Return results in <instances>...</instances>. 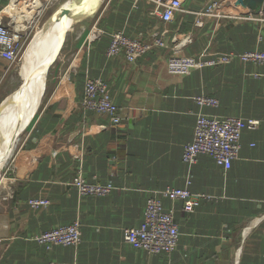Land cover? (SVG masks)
I'll list each match as a JSON object with an SVG mask.
<instances>
[{
  "label": "crops",
  "instance_id": "obj_1",
  "mask_svg": "<svg viewBox=\"0 0 264 264\" xmlns=\"http://www.w3.org/2000/svg\"><path fill=\"white\" fill-rule=\"evenodd\" d=\"M207 1L181 0V10L164 22L152 14L153 0H96L61 34L60 63L53 66L29 120L16 176L3 182L8 186L0 195V264H264L263 223L249 226L264 214V123L243 130L238 158L228 170L204 154L190 166L181 159L200 111L264 119V66L233 62L185 77L166 71L173 46L185 55L207 46L217 52L264 51V24L247 17L264 15V0H243L245 7L217 0L225 16L220 19L199 15ZM10 2L0 0L2 22L11 17ZM93 26L104 34L89 42ZM120 30L146 42L164 38L166 45L153 47L133 64L122 55L108 57V34ZM10 69L0 59V82ZM88 77L107 85L120 107L118 125L106 114L82 108ZM195 97L218 104L201 105ZM79 174L113 189L106 196H83L70 185ZM166 187L214 198L201 201L192 213L178 201L163 199L173 211L179 240L170 254H147L126 244L123 231L141 226L146 199ZM31 198L49 204L31 208ZM74 221L80 223L76 247L33 240Z\"/></svg>",
  "mask_w": 264,
  "mask_h": 264
},
{
  "label": "built area",
  "instance_id": "obj_2",
  "mask_svg": "<svg viewBox=\"0 0 264 264\" xmlns=\"http://www.w3.org/2000/svg\"><path fill=\"white\" fill-rule=\"evenodd\" d=\"M39 1L46 6L50 0H11L13 11H7L11 16L7 22L0 19V59L13 62L20 52V30L16 24L39 17L35 3ZM43 2V3H42ZM48 2V3H47ZM152 14L164 22H170L175 12L181 10V0H153ZM44 4V5H45ZM9 5V6H10ZM18 9V11H17ZM199 15L225 17L222 7L217 0H208ZM238 17L234 15L226 16ZM16 17V22L13 21ZM264 24V15L247 16ZM246 17V18H247ZM201 25L200 21L195 22ZM104 31L93 26L88 34L89 42L97 40ZM166 31H163V37ZM189 42L188 37L184 39ZM164 38L154 36L150 42L141 38H130L124 31H114L108 34L106 55L108 57L122 55L129 63H135L139 58L149 52L153 47L164 48ZM233 62L251 63L264 66V51L245 50L242 52H217L207 46L196 55H185L179 51V46H173L172 53L168 56L165 68L174 76L185 77L194 71L204 68L217 67ZM201 105L216 106L217 100L211 97H195ZM81 106L85 110L106 114L109 122L116 126L121 121L120 107L115 104L108 92L107 85L101 78H86L84 82ZM264 123V119L242 118L238 116H219L198 112L195 116L193 136L190 142L182 148L181 159L190 166L200 154L213 159L216 165L223 170H228L232 162L238 158L240 139L244 129L256 130ZM70 185L83 196H106L113 186L111 183L101 184L85 180L80 174L73 178ZM158 195L146 199L143 210V222L139 227L126 228L123 231V240L133 248L145 251L147 254H170L177 246L179 231L174 220L173 211L164 207L162 200L178 201L183 211L192 213L201 201H210L214 197L203 193H195L184 188L166 187L157 192ZM31 208H44L49 202L44 198H31L27 201ZM250 225L263 223L264 214L254 218ZM33 240L44 245H61L76 247L81 242L80 223L74 221L68 225L51 228L33 237ZM48 264H60L50 260Z\"/></svg>",
  "mask_w": 264,
  "mask_h": 264
},
{
  "label": "rangeland",
  "instance_id": "obj_3",
  "mask_svg": "<svg viewBox=\"0 0 264 264\" xmlns=\"http://www.w3.org/2000/svg\"><path fill=\"white\" fill-rule=\"evenodd\" d=\"M42 1V0H41ZM77 1V2H75ZM49 4L43 3L42 8L40 9L41 11L39 12V17L35 18V22L33 23H21L17 24L19 25L20 34H21V39H20V52L17 56V58L13 62H9L11 64V69L7 73V76L5 79H3L0 82V118L8 112V106L17 98H27L28 97V89L25 88L24 82L26 80V75H24L21 72V64L23 60V52L29 42L40 32L42 29H48L49 26L52 25V22L55 19H62L64 21V24L68 25L66 29L70 26V24L73 22V15L69 18L68 16H62L59 17L57 16L58 11L61 8H66L68 10L72 11L75 13V16L78 15L80 17H83L85 15V12L87 11L88 7H95L97 2L96 0H50ZM47 2V3H48ZM75 2V3H73ZM45 4V5H44ZM77 6V7H76ZM18 11V9H17ZM89 11V10H88ZM70 13V14H71ZM256 17V16H254ZM66 19H68L66 21ZM30 21H32L30 19ZM62 21V22H63ZM21 26V27H20ZM73 25L70 26L69 29L72 28ZM62 27V28H63ZM59 30L57 31V36L54 40V43L52 44L51 48V53L50 55L43 60V63H41V66L43 64V75L41 74V70H39L38 74H32V76H29V91L31 92L32 95V100L34 101L32 104L34 106V109L31 112V116L33 115L36 107L38 106L39 103V98H41L43 95H45V90L46 87L43 88V95L41 96V91L43 87V76L44 80H48V77L50 78V74L52 73L51 70H53V66L56 64L60 63L59 58H61V50L58 51V48H60V41L61 38L58 39L61 34L66 30ZM59 40V42H58ZM57 46V47H56ZM59 52V53H58ZM40 66V67H41ZM47 67V70H46ZM41 69V68H40ZM45 86V83H44ZM23 88L21 91H19L20 88ZM11 102L8 100L11 99ZM39 97V98H38ZM38 98V99H37ZM8 101V103H6ZM30 116V118H31ZM30 120V119H29ZM26 122V125L22 131L18 133L15 137H13L12 140V146L11 150L9 152V155L6 159L5 164L0 168V195L4 194L6 191L3 189L4 186H8V183L13 177L16 176V164L17 161L19 160L20 154L23 152V142L25 139V136L28 131V124L30 121ZM6 179V183L4 185V180ZM5 192H4V191Z\"/></svg>",
  "mask_w": 264,
  "mask_h": 264
},
{
  "label": "bare ground",
  "instance_id": "obj_4",
  "mask_svg": "<svg viewBox=\"0 0 264 264\" xmlns=\"http://www.w3.org/2000/svg\"><path fill=\"white\" fill-rule=\"evenodd\" d=\"M41 6L42 4L39 1H37L34 5V7L37 8L36 11H38ZM13 9L14 7L10 5L7 7L6 11H13ZM72 15L73 17L75 16V13L73 11L69 15V18ZM67 20L68 19H66V21ZM62 21L63 20H60L59 18L55 19L52 22V25L48 27V29L43 28L42 31H40L32 39V41L27 45L23 52V60L20 68L23 77L24 75L28 77L24 82L25 88L28 89V97L17 98L13 102H11V104L8 106V112L0 118V168L5 164L6 159L9 155L13 137L18 135V133L24 129L26 122L30 119L31 112L35 106H33L32 104L34 101L32 100V95L28 88L29 76H32V74L39 73V67L41 66V62L51 53L52 44L57 36V31L66 29V27L68 26L64 24L63 27L62 25L64 21ZM41 74L43 75L42 72ZM44 83L45 80L43 76V87ZM43 87L41 93L43 92ZM22 89L23 88L21 87L19 91H21ZM26 163L27 162H25V164Z\"/></svg>",
  "mask_w": 264,
  "mask_h": 264
},
{
  "label": "water",
  "instance_id": "obj_5",
  "mask_svg": "<svg viewBox=\"0 0 264 264\" xmlns=\"http://www.w3.org/2000/svg\"><path fill=\"white\" fill-rule=\"evenodd\" d=\"M100 1H102V0H100ZM75 2H77V1H75ZM75 2H73V3H75ZM241 5L242 7H245L244 6V3H243V0H235V5ZM70 13H71V11L70 10H68V9H66V8H61L59 11H58V13H57V16H59V17H62V16H68V15H70ZM84 16H86V15H84ZM83 16V17H84ZM83 17H80V16H78V15H76V16H74L73 17V22H75V21H77V20H79V19H83ZM71 26V25H70ZM58 39H60V37L58 38ZM58 42H59V40H58ZM41 72L42 73H44V71H43V66L41 67ZM46 70H47V67H46ZM44 88V87H43ZM42 94L43 93H41V96H42ZM11 100H12V97H11V99H9L8 101L9 102H11ZM8 101L6 102V103H8Z\"/></svg>",
  "mask_w": 264,
  "mask_h": 264
}]
</instances>
